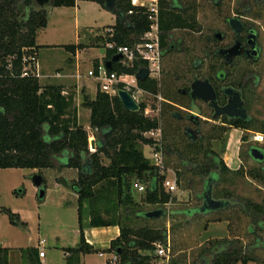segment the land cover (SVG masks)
<instances>
[{
    "label": "trees",
    "instance_id": "16d2710c",
    "mask_svg": "<svg viewBox=\"0 0 264 264\" xmlns=\"http://www.w3.org/2000/svg\"><path fill=\"white\" fill-rule=\"evenodd\" d=\"M77 1L51 0V5L71 7L75 6ZM87 1L97 2L106 8L105 0ZM159 4L161 47L164 53L171 32L175 29H195L197 19L195 14L191 13L190 6H185L181 0H159ZM112 12L116 14V23L106 27L112 29V34L103 32L92 37L94 43H74L64 45V48L75 53L78 49L103 42L106 61L116 54L115 49L106 46L108 42L133 45L151 27L149 8L135 5L132 0H116V9ZM47 24V10L38 7L35 0H0V168L38 169L44 177V190V169L52 168L58 174L60 171L55 169L56 166L63 172L77 170V178L73 181H69L67 175L62 173L56 177L57 182H62L78 194L79 242L75 246L63 248L67 254L65 264H83L82 255L96 251L94 246L87 242L83 229L85 201L89 203L93 226L120 227V235L112 240L109 250L115 252L121 264H152L151 253L156 248L154 243L166 241L167 229H133L125 226L120 217L113 215L104 218L102 213L108 211L107 213L111 214L112 210L118 212V209L123 207L126 217L132 214L130 208L136 204L132 194L135 176L146 186L144 202L164 205L169 201L170 195L163 187L165 175L162 169L153 164L139 148L140 142L149 145L155 142L153 138L145 136V133L159 128L160 119L145 115V102H140V111L133 112L123 106L117 94H109L98 88L95 98L84 95L83 101L91 110L90 128L97 132L96 150L91 151L89 132L81 125L76 113H69L72 104L63 88L56 84L43 86L35 72L34 62L24 60L30 56L38 58V31ZM29 64L30 71L23 75L25 67ZM98 64L96 61L95 65ZM147 66V62L143 60H136L131 66L116 61L109 72L118 75L135 74L141 67ZM138 85L153 95L160 93L158 79L148 77L145 81L138 80ZM119 88H123L122 83ZM250 123L251 119L229 122L230 127L241 129H249ZM219 128L223 132L227 131L226 127ZM202 141L187 140L186 147L192 156L180 152L182 163L184 167H189L192 164L190 161L196 163V156H193L198 154L197 151L204 149L205 157L218 171L212 172V182L218 181L221 173L229 170V167L213 149L204 148ZM169 150L175 152L177 148L170 146ZM102 155L110 159L109 164L103 163ZM196 166L197 163L192 165V169L199 171ZM39 198L43 199L44 196L40 195ZM107 203L111 206H105ZM251 205L257 207V216L262 214L264 217L260 205L247 202L243 205V210L247 211ZM136 212L138 217L150 219L145 216L146 211ZM177 212L190 216L195 212L206 211H202L201 206H196ZM1 213H7L13 224L24 225L19 214L10 208L0 207ZM259 224L264 230V222ZM219 244L220 246L215 245L208 249L211 257H203L204 264H248L255 260L253 249L264 247L261 239H258L248 250L249 255H243L242 246L237 247L233 241L223 240L219 241ZM8 252V248L0 247V264H9Z\"/></svg>",
    "mask_w": 264,
    "mask_h": 264
},
{
    "label": "rangeland",
    "instance_id": "374dc122",
    "mask_svg": "<svg viewBox=\"0 0 264 264\" xmlns=\"http://www.w3.org/2000/svg\"><path fill=\"white\" fill-rule=\"evenodd\" d=\"M151 1H145L148 8L152 7ZM181 2L187 7L190 6L191 13L196 16L197 25L195 29H175L171 32L173 39L184 40L185 51L171 53L162 59V72L158 78L161 98L155 95L140 96V100L145 101L147 105L145 115L160 119L162 128L161 150L164 159V166L161 169L165 179L177 177V190L169 192L163 184L165 192L170 195L169 201L164 205L146 203L143 201L145 191L140 192L134 185L141 182L135 176L132 194L136 204L130 208L132 214L126 217L123 207L118 209V212L112 210L111 214L107 213L108 211L102 213L104 218L113 215L120 217L125 226L133 229L147 227L167 229L166 241L160 242L166 250V255L157 254L156 247L151 253L152 264H204L202 262L203 257H211L207 252L208 249L215 245L220 246L219 241L223 240L233 241L237 247L242 246L243 255H249L248 250L255 245L256 240L261 239V243L264 244V230L260 228L259 224L264 222L263 215L257 216L258 209L253 205L247 211L243 210V205L250 202L260 205L264 211V161L259 162L250 154L251 147L255 145L264 149V142L256 143L251 139L257 132L264 133V0H222L221 3L215 0H181ZM154 4L159 8V0H155ZM46 10L50 23L40 37L42 44L40 46V58H46L54 65L50 68H40L38 63L36 73L41 74L39 79L43 86L56 84L63 88L72 104L69 113H76L81 125L88 130L91 140L96 139L97 132L90 128L91 110L83 104L84 95L95 98L98 88L103 90L105 87L101 83L85 78L79 82L73 75L79 71L82 74L86 73L87 69L96 61L101 63V59L106 55V48L103 42L94 44L92 46L94 48L88 52L86 57L85 63L87 65L78 68L69 63V65L66 64L69 51L64 48V45L77 42L94 43L92 41L93 36L90 37V34L96 32L98 27L112 23L113 12H107L105 8L90 1H82L78 9L56 7L49 4L46 5ZM233 16H240L246 25H252L258 30L262 56L254 65L243 58H239L231 67L233 76L230 80L243 77L246 70H254L259 72L261 83L253 96H250L249 115L251 123L249 129L225 126L227 131L223 132L219 128V120L202 122L201 132L204 134L202 141L204 148L213 149L229 165V170L222 172L218 181L212 182L214 197L228 200L231 205L219 210L195 212L196 214L189 216L177 211L203 205L201 195L205 189V184L212 172L217 169L205 157L204 149L197 151L198 154L193 156H196V167L199 171L192 169V165L196 164L193 161H190L192 164L189 167H184L180 152L190 156L189 149L186 147L188 138L184 131L185 126L192 125L186 120L177 121L172 113L178 111L179 108L174 104H169L166 100L189 104V99L177 94V88L183 87L191 81L195 72L193 61L203 57V50L206 47L214 48L234 42L235 33L228 23V19ZM215 31H221L225 35V39L211 44L210 41L206 40V37L208 35L212 37ZM212 61L219 64V59ZM57 73H62L66 78H56ZM198 73L205 75L207 73L206 67ZM178 74L183 75L181 81H176ZM204 114L212 118L209 111ZM170 146H175L178 151L171 152ZM91 148V151L96 150V147L91 146ZM139 148L143 150L147 158H152L151 145L140 142ZM102 160L105 164L110 163V159L105 155H102ZM55 169L60 171L59 174L52 168L44 169L43 172L46 179L45 191L48 190V203L59 195L56 177L60 173L67 175L69 181L75 180L78 174L77 170L63 172L58 166ZM31 172L32 170L29 168H0V205L7 208L15 206L23 210L35 209L33 219L30 222L37 229L39 211L34 206L36 197L32 176L35 173L30 174ZM28 181L30 183L32 181V187ZM39 197L40 191H38V199H40ZM106 205L109 206V203ZM157 208L165 210V213L160 217L145 219L136 215V211H150ZM41 209L43 219L49 221L43 226L47 239L45 251L49 252L51 249L50 244H48L49 235L53 230H59L57 226L60 225L53 224L52 219L55 217L54 214L59 211L49 204L42 206ZM173 212L176 213L173 214ZM3 214L8 215L7 213ZM67 216L66 221L69 224L66 226L77 225L73 223L78 222L75 220V214L72 211H69ZM142 253L149 252L142 251ZM252 255L255 260L248 264H264V247L253 249ZM114 261L115 264H121L118 260Z\"/></svg>",
    "mask_w": 264,
    "mask_h": 264
},
{
    "label": "crops",
    "instance_id": "0c3cea01",
    "mask_svg": "<svg viewBox=\"0 0 264 264\" xmlns=\"http://www.w3.org/2000/svg\"><path fill=\"white\" fill-rule=\"evenodd\" d=\"M82 1L87 0H78L75 6H71L75 9H78L80 3ZM136 4H143L146 0H133ZM101 6L99 3L90 1ZM67 7V6H61ZM70 7V8H71ZM102 7V6H101ZM103 8V7H102ZM106 9V8H105ZM107 12H112L106 9ZM113 22L107 24V26H100L97 28V31L90 34V37L95 36L97 34H102L106 32L108 26H112L116 23V14L112 13ZM49 17L48 24L45 28H42L38 31L36 42L39 46H41L40 37L42 32H45L49 27ZM106 28V29H105ZM77 43H85V42H77ZM75 43V44H77ZM87 44V43H85ZM94 47H85L83 49H78L75 53L69 51V57L66 59V64H70L72 66L81 68L86 63V57L88 52ZM39 48V65L40 68H50L52 67V63L48 59L40 58ZM105 57V56H104ZM98 58V57H96ZM100 58V57H99ZM103 58V57H102ZM99 62V61H98ZM100 62H105L104 58L101 59ZM68 64V65H69ZM95 64V63H94ZM87 65V64H86ZM90 68V67H89ZM77 69V68H76ZM81 73V71L77 72ZM62 76H56V78H66L65 75L60 73ZM77 74L73 76L77 78L80 82L82 78L87 80H93L86 76V73H81V76L78 77ZM96 82V81H95ZM64 91V90H63ZM66 94V92L64 91ZM91 114V113H90ZM228 164V163H227ZM229 166V165H228ZM31 169V168H29ZM33 173H39L38 169H31ZM38 171V172H37ZM29 182V181H28ZM30 183V182H29ZM32 181L29 184L31 187L33 185ZM56 186L59 190V195L56 199H53L48 203L47 195L48 190L45 192L43 199H38V191L39 188L34 185L33 190L36 197V202L34 206L37 207L39 211V220L37 229L31 225L30 220L33 219V211L36 210H23L20 208H16L12 206L10 208L13 212L18 213L24 225L13 224L8 215L0 214V247L8 248V260L9 264H65L66 263V253L63 250L64 247L75 246L79 242V214L77 207V199L78 194L74 192L70 187L63 184L62 182H56ZM53 198V197H52ZM49 204L57 209V214H54V218L52 219V223L60 224L57 226L59 230H53L48 238V244L51 248L49 252L45 251L44 256H40L39 252L41 249L45 250V246L47 243L46 232L43 231L44 223H48V220H44L42 216V206ZM0 207H6L0 205ZM32 211V212H31ZM72 211L75 214V220L78 223L73 222L75 226L68 227L69 223L66 221L67 213ZM63 224V225H61ZM83 229L85 233V237L88 243L92 244L96 249L95 252L87 253L82 255V263L83 264H115L114 260H117V256L115 252L109 250L111 246L112 240L116 239L120 235V227L118 225H109V226H93L91 224V214L90 207L88 201L84 202L83 207ZM44 241V242H43ZM43 242V243H42Z\"/></svg>",
    "mask_w": 264,
    "mask_h": 264
},
{
    "label": "flooded vegetation",
    "instance_id": "af4514ba",
    "mask_svg": "<svg viewBox=\"0 0 264 264\" xmlns=\"http://www.w3.org/2000/svg\"><path fill=\"white\" fill-rule=\"evenodd\" d=\"M215 1L217 2L219 1L221 3L222 0H215ZM233 17L239 18L244 24V28L240 33H236L230 26L231 29L235 33L234 42L228 45L217 46L214 48L206 47L203 50V57L196 58L193 61V68L195 72L192 75L191 81H189L188 84L184 85L183 87L177 88V94L180 97L189 99V104L185 105V104H182L181 102H174L169 99L166 100L169 104H174L180 109V110L177 109L178 111H173L172 113L173 117L177 121L186 120L189 124L192 125V126L190 125L185 126V131H184V134L186 135V137L192 141L204 139V134L201 132L202 122H205L207 120H214V121L219 120L220 121L219 126L225 127V126H230L229 122L241 119V118H232L227 115L216 116V108L215 106H213L212 99L205 100L200 97L194 98L192 96V84L197 79L209 80V82L212 84L216 92L215 102L220 106H224L227 103H229L231 96L235 94L236 92H239L241 94V97L244 101V106L248 113V118L246 120L251 119L249 115L250 96H253L255 90L258 89L260 86V83H261L260 74L258 71L246 70L243 73L244 74L243 77L240 76L238 77L239 79L230 80V78L233 76L231 67L239 58H243L251 65H254L260 60L262 56V45L260 44V33L254 26L246 25V23L243 21V19L240 16H233ZM229 20L230 18L228 19V23L230 25ZM216 33L217 31L214 32L212 37L208 35L206 37V40L210 41V43L213 44L214 42H221L225 39V35L223 33H222L223 34L222 39H218L216 37ZM237 40H240V42L242 43L241 48H242L243 53L235 56L231 62H228L220 54V50L222 48L231 47L233 44H235ZM252 47H255L259 50L260 57L258 59H256V57H253V58L249 57V51ZM165 50L166 51L162 53L161 61L163 58L170 55L171 53L185 51L184 40L183 39H173L170 34L167 39V46ZM213 59H219V64L217 62H213L212 61ZM204 67H206L207 73L205 75H199L198 71H200ZM161 72H162V66H161ZM182 78H183V75L178 74L176 77V81H181ZM228 87L234 88V92H232V94H227L225 92L226 88ZM207 111H209V114L211 115L212 118L204 114ZM257 147H260V146H257ZM251 149H250V154H251ZM213 172H218V171L216 170ZM212 180H213V176L211 175L207 179V182L205 184V189L201 195L203 204H204L206 197L208 196L210 192L212 193V196L214 197Z\"/></svg>",
    "mask_w": 264,
    "mask_h": 264
},
{
    "label": "built area",
    "instance_id": "2783aa9c",
    "mask_svg": "<svg viewBox=\"0 0 264 264\" xmlns=\"http://www.w3.org/2000/svg\"><path fill=\"white\" fill-rule=\"evenodd\" d=\"M133 4L135 5H145L143 4H136L132 0ZM152 7H149V19L151 20V27L150 29L141 37L139 41L134 43L133 45H119L116 42H108L106 46L108 48H112L116 50V53L122 54V59L120 60L122 64L126 66L133 65L134 61H146L149 69V77L158 79L161 74V57H162V47H161V31H160V23H159V8L157 5L154 4L155 0L151 1ZM133 11H130L132 13ZM106 32H110L112 34V29L108 28ZM24 60L26 61H33L34 64L38 65V58L36 56H30L25 57ZM31 69V64L25 67L24 74H28V71ZM36 72V70H35ZM37 74V73H36ZM38 77L41 76V74H37ZM55 76H62L60 73H57ZM78 77L81 76V73L77 74ZM86 76L89 78H92L97 83L103 84L105 89L103 91L108 92L109 94H117V90L119 89V84H123V88L129 90L135 99L140 102H145L143 100H140V96H150L153 95L148 90L142 89L138 85V78L135 74H129V73H123L121 75H118L115 72H109V69L106 67L105 62H101L98 65H92L90 68L86 71ZM159 98L161 96L155 95ZM162 128L161 126L157 129L148 131L145 133V136L153 138L154 143L151 144L152 147V158L151 161L153 164L159 166L160 168H163L164 166V159H163V153H162ZM254 142L256 143H263L264 142V133L257 132L255 133L252 138ZM91 137H89V147L91 148ZM135 187L140 192H143L146 190L145 184L141 182H137L134 184ZM164 186L169 192H174L177 190L178 187V179L177 177L173 178H166L164 180ZM44 242V241H43ZM42 242V243H43ZM157 247V254L159 255H166V250L164 247H162L160 242L154 243ZM40 256L45 255V250L41 249L39 252Z\"/></svg>",
    "mask_w": 264,
    "mask_h": 264
},
{
    "label": "water",
    "instance_id": "95a60500",
    "mask_svg": "<svg viewBox=\"0 0 264 264\" xmlns=\"http://www.w3.org/2000/svg\"><path fill=\"white\" fill-rule=\"evenodd\" d=\"M35 3L38 7L46 9V5L49 4L51 5L52 2L51 0H35ZM105 6L107 9L111 11L115 10L116 0H105ZM229 22H230V26L236 33H240L244 28V24L237 17L230 18ZM216 37L218 39H222L223 38L222 32L217 31ZM241 47H242V43L240 42V40H237L235 44H233L231 47L222 48L220 50V54L226 59V61L231 62L235 56L243 53ZM249 57L251 58L256 57V59H258L260 57L259 50L255 47H252L249 51ZM121 59H122V54L116 53L111 59L105 61V65L110 70L112 69L114 62L120 61ZM149 73L150 71L147 67H141L136 72V77L140 81H145L149 77ZM225 92L227 94H232V92H234V88L228 87L226 88ZM117 95L119 96L123 106L126 109L133 112H138L141 110L140 103L135 99V97L129 90L125 88H119L117 90ZM192 96L194 98L200 97L205 100L212 99L213 106H215L216 108V116L227 115L232 118H241L243 120H246L248 118V113L244 106V101L239 92H236L231 96L229 103H227L224 106H220L215 102L216 92L214 90V87L207 79L205 80L197 79L193 82ZM91 146L96 147V139H92ZM251 155L255 160L259 162L264 161V149L261 147H257V146L252 147ZM32 181L35 186L40 188V195L44 196L46 191L42 188L44 183L43 175L41 173H35L32 176ZM229 204L230 201L224 199H216L212 196V193L210 192L206 197L201 209L202 211L219 210L227 207ZM164 213H165L164 209L157 208L150 211H146L145 216L148 218H157L162 216Z\"/></svg>",
    "mask_w": 264,
    "mask_h": 264
}]
</instances>
